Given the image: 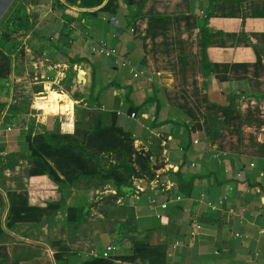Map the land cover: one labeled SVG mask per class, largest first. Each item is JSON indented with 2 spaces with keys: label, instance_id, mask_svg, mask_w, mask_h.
<instances>
[{
  "label": "crops",
  "instance_id": "0c3cea01",
  "mask_svg": "<svg viewBox=\"0 0 264 264\" xmlns=\"http://www.w3.org/2000/svg\"><path fill=\"white\" fill-rule=\"evenodd\" d=\"M54 1L62 8L47 7L24 41L28 61H23L21 73L32 94L44 91L32 104L41 111L37 127L53 131L47 129L48 113L41 105L54 104L48 86L62 88L71 77L67 96L73 102L74 121L68 125V135L74 134L77 123L93 134L100 122L110 125L114 119L130 138L127 155L135 178L116 199L117 190L108 181L78 180L62 187L46 176L28 178L27 131L14 133V129L28 130L32 121L20 116L8 132L1 116L0 150L6 156L2 160L9 163L0 169L4 258L10 264H56L54 256L61 253L63 264H80L96 256L127 255L134 241H148L160 247L162 264H264V128L255 139L234 148L225 147L224 138L210 135L209 130L222 120L230 98L243 97L240 88L248 78L260 80L241 73L221 79L216 65L255 63L258 43L221 45L215 33L250 29L218 26L227 21L220 18L203 25L208 0H134L132 7L117 0L105 10L101 8L108 0L93 8ZM167 32L181 36L178 43L160 41ZM100 43L115 49L117 57L93 53L91 49ZM175 48L184 50L188 59L181 63L186 67L173 65L170 54ZM122 60L129 67H122ZM79 69L84 71L81 84ZM240 77L243 80L237 81ZM178 79L200 82L190 104L200 111L196 117L176 95ZM73 85L77 86L71 93ZM47 95L46 103L40 101ZM97 157L104 163L101 168H107V160L117 161L114 151ZM6 192L25 195L29 206L58 203L60 207L47 210L39 223L6 229ZM107 247L113 250L105 257Z\"/></svg>",
  "mask_w": 264,
  "mask_h": 264
},
{
  "label": "rangeland",
  "instance_id": "374dc122",
  "mask_svg": "<svg viewBox=\"0 0 264 264\" xmlns=\"http://www.w3.org/2000/svg\"><path fill=\"white\" fill-rule=\"evenodd\" d=\"M207 2V5H209V0ZM51 4L53 7L57 8V10L62 8V6H59L54 0H12L0 18V117L4 116L3 113L7 111L1 125L12 128L14 123L20 122V116H26L30 119V121L33 122L34 129L35 126L37 127L40 125L38 120L35 119H40V117L36 118V115L41 116V111L32 108V104L37 102L36 97L43 94L44 91L34 90L32 99H24L21 83L27 80V77L21 73L23 69L21 65L24 60L28 61V57L25 55V37L28 32L34 28L37 20L45 13L47 7ZM202 17L204 20L203 25L211 18H220L227 21L219 22L218 26L223 25L232 28L236 25H242L250 29L248 32L242 28L240 32L238 31L236 33H225L221 31L215 33L216 36L218 34L224 35L222 41L226 46H233L236 45V43L248 46L249 44L247 43H251L252 41L258 43V45L256 44L258 46V62L255 64L256 67L250 68L249 74L251 76L254 75L255 79L258 77L260 80L248 78L245 84L240 88L243 92L241 93L243 97L238 94L236 97L230 98L226 107H223L225 109L222 120L216 123L217 125L214 124L209 128L210 135H217L218 137L224 138L223 142L225 143V147H243L246 142H249V139H255L264 128V0L215 1L212 8L209 10L207 9ZM21 19L24 22L25 29H22L21 24L18 23ZM184 23L185 25H189L187 21L182 22L183 25ZM211 35L212 34H210V36ZM160 36L164 39L160 41H164V43H168L172 39L176 40L175 42L178 43L179 40L177 38L180 39L181 37L178 35L176 36V34L175 37H173L169 32ZM184 38H187V36H184ZM183 51L182 49L175 48L172 51L174 54H170L174 66L181 68L186 67L182 63H184V60L186 62L188 57L186 58V56H184ZM171 59H169L171 64H169V66H173ZM66 73L69 75L72 74L70 70H67ZM236 80H243V78L240 77ZM67 81L68 82H66L62 88L57 84H54L51 88L55 92H64L69 95L68 92L72 83L71 77ZM199 83L200 82L195 79H178L174 81V88L175 91H177L176 95L179 100H181L183 107H187L189 113L193 115V117H196L200 112L195 110V107H190V104H194L196 92L199 93L195 91L196 88L198 89L200 87L198 86ZM68 116L69 115L46 116V121H48L47 129L50 130L53 128L55 133L68 135L67 129H70L68 125H72L74 121L73 114L70 117ZM67 118L70 119L69 122H62L63 119ZM101 118H103V115H98V119ZM81 124L82 123H77L78 126ZM19 129L27 131V129L22 126L15 128L14 133H20L21 130ZM232 138L236 140L231 141L230 139ZM3 153L4 151L0 150V157L4 156ZM4 162L7 164L8 160H0V163ZM100 164L102 166L104 165L103 162H100ZM4 211V207L0 206V213H4ZM98 228L102 230L104 227L99 226ZM105 228L108 229L106 226ZM0 264L10 263L7 259L2 258L0 259Z\"/></svg>",
  "mask_w": 264,
  "mask_h": 264
},
{
  "label": "trees",
  "instance_id": "16d2710c",
  "mask_svg": "<svg viewBox=\"0 0 264 264\" xmlns=\"http://www.w3.org/2000/svg\"><path fill=\"white\" fill-rule=\"evenodd\" d=\"M68 5H78L82 8H93L99 6L103 0H64ZM117 0H108L107 3L101 9H109L116 5ZM128 7L133 6L134 0H124ZM219 0H209L208 10L212 8L214 2ZM221 1V0H220ZM236 1V0H230ZM212 4V5H211ZM208 12V11H207ZM17 20V19H16ZM20 20V19H18ZM21 24V28L25 29L24 22L18 21ZM164 25V22H162ZM217 37L224 39L223 34H218ZM210 35H207V39ZM224 45L223 41L221 45ZM220 64L216 65V69H221L223 73L222 80L228 78L227 75L231 74L232 78H235L239 73L246 75L249 74L251 67H256L255 64ZM206 60L205 55L203 56ZM210 71L213 70L212 65L205 61ZM70 63H73L72 61ZM219 67V68H218ZM222 109V114L224 112ZM8 110V109H7ZM7 112V111H6ZM6 115V113H5ZM193 116V115H192ZM4 116L2 117L3 120ZM76 124L73 135H61L54 131L44 132L42 128L39 129L33 122L29 124L25 143L27 151L29 153L30 166L27 170V177H39L46 176L51 182L59 186H71L78 180L97 179L100 181H108L116 188L117 193L114 199L120 194V190L132 187L131 183L134 180V171L130 167L128 161V152L131 148V141L126 133H123L115 125L114 119H111L110 125H103V121L100 122L90 134L84 128H79ZM35 130V131H34ZM23 134L25 131L21 129ZM114 151L116 153V162L110 163L108 160L107 168H101V159H98V155L105 152ZM2 160V157H0ZM9 166V163L4 165L0 163V169ZM63 174L65 179L59 178V175ZM8 200V212L4 219V227L6 229L12 228L16 224L39 223L41 218L46 214L47 210H56L60 205L58 203H49L45 208L29 206L28 200L25 195L16 192H6ZM2 206V203H0ZM4 234L2 224L0 222V242L1 237ZM5 247L0 245V259L4 258ZM56 264H63L62 254L58 253L54 256ZM117 261L134 263L139 261L143 264H156L163 263L162 252L159 246L151 244V242L134 241L132 243L130 253L124 256H116L104 258L102 256H96L88 258L82 261L80 264H116Z\"/></svg>",
  "mask_w": 264,
  "mask_h": 264
},
{
  "label": "bare ground",
  "instance_id": "6f19581e",
  "mask_svg": "<svg viewBox=\"0 0 264 264\" xmlns=\"http://www.w3.org/2000/svg\"><path fill=\"white\" fill-rule=\"evenodd\" d=\"M48 95L51 96V100L54 102L53 106H48L47 104H42L41 107L46 110L47 115L56 116V115H69L70 117L73 114V102L65 93L55 92L51 86H48ZM48 95L41 97L42 102L48 101ZM69 119V118H68Z\"/></svg>",
  "mask_w": 264,
  "mask_h": 264
},
{
  "label": "water",
  "instance_id": "95a60500",
  "mask_svg": "<svg viewBox=\"0 0 264 264\" xmlns=\"http://www.w3.org/2000/svg\"><path fill=\"white\" fill-rule=\"evenodd\" d=\"M12 0H0V18L1 16L3 15V13L5 12V10L8 8L9 4L11 3ZM77 82L78 84H81V83H84L85 82V79H84V71L82 69H79L78 70V73H77ZM21 87L23 89V95H24V99L28 100V99H32V90L30 88V86L28 85V81H23L21 83ZM76 86L77 85H73L72 87V90H71V93L74 92V89H76ZM73 112H74V109H73ZM23 120H25V118H23ZM24 122L21 124L23 125ZM21 125H18V126H21Z\"/></svg>",
  "mask_w": 264,
  "mask_h": 264
},
{
  "label": "built area",
  "instance_id": "2783aa9c",
  "mask_svg": "<svg viewBox=\"0 0 264 264\" xmlns=\"http://www.w3.org/2000/svg\"><path fill=\"white\" fill-rule=\"evenodd\" d=\"M91 51L93 52V53H97V54H100V55H103V56H105V57H112V58H116L117 56H116V51H115V49H113V48H111V47H108V46H106L105 44H102V43H100V44H98V45H95L92 49H91ZM121 66L122 67H129L128 66V63L127 62H125V61H121ZM138 76V74L136 73V72H133V77H137ZM130 117L131 118H134L135 117V115L132 113V114H130ZM0 123H1V119H0ZM8 132L9 131H11V129L8 127L7 129H6ZM136 190L137 191H139V190H141L139 187H137L136 188ZM178 200V199H177ZM197 229H199V227H197ZM113 249L111 248V247H107L106 248V250H105V252L103 253L104 254V256L105 257H107L108 256V253L110 252V251H112Z\"/></svg>",
  "mask_w": 264,
  "mask_h": 264
}]
</instances>
